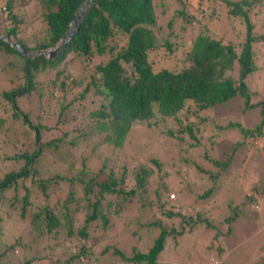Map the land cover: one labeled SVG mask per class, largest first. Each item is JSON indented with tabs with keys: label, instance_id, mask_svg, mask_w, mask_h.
I'll use <instances>...</instances> for the list:
<instances>
[{
	"label": "trees",
	"instance_id": "1",
	"mask_svg": "<svg viewBox=\"0 0 264 264\" xmlns=\"http://www.w3.org/2000/svg\"><path fill=\"white\" fill-rule=\"evenodd\" d=\"M84 1L20 0L19 3L18 0H4L1 12L6 24L4 32L10 33L30 52L48 50L60 41ZM156 1L93 0L82 15L77 32L54 58L39 54L28 60L7 41H0V75L6 73L7 81L11 83L9 89L0 91V134L16 136L19 127L24 129L23 133L28 131L20 137L19 151L5 158L0 155V164L8 165L7 171L0 174V203L9 202L10 211L19 209L21 218H27L30 211L32 219L29 223L38 227L36 234H46L50 239L56 233L61 237L56 243L66 240L71 244L69 251L52 256L54 245L49 241V246L43 245L40 253L26 257L25 251L35 243L36 237L32 236L4 248L0 252V263L7 253H16L14 248L19 245L22 257L18 264H160L158 255L168 238L176 243L179 236L199 226L214 229L215 234L229 232L218 230L202 211L189 213L182 209L177 202V191L183 189L184 182L180 181L175 189L170 187L167 180L171 178L175 182L177 172L172 175L162 172L157 159L151 160L156 170L145 163L131 165L132 168L126 164L120 166L119 176L111 162L112 158L118 161L135 125L151 128L167 124L163 130L166 135L179 141L186 137L193 139L194 142L188 145L196 148L201 143L197 135L198 124L206 121H202L200 114L236 96L243 99V114L250 111L261 118L254 126L244 124L239 118L228 121L224 128L236 129L239 139L220 159L209 157L206 149L204 157L217 170L200 169L210 180L218 179L234 162L247 158L246 154H240L242 148L252 150L255 147L253 140L264 135V100L255 97L252 101H257L251 102L254 79L250 77L259 68L254 64V46L264 41V33L254 34L249 20L248 11L254 7V0H225L246 23L245 41L241 45L225 43L222 38L199 32L180 68L160 69L154 67L155 52L162 46L172 52L170 37L175 39L177 36L172 30L173 18L166 24L168 32H161L158 19L166 12L167 4L163 1L158 12ZM23 7L30 12L25 14V9L19 10ZM175 16L190 21L182 6L175 10ZM72 62H78V73L69 72L63 77L62 73ZM49 69L53 72L50 82L38 79ZM259 71H264V67ZM80 86L77 104H74L75 99L67 100L66 95ZM54 89L58 90L59 96H54ZM36 98L42 106L40 114L46 116L48 122L40 119L34 122L28 117L29 111L22 110L21 101L31 105ZM49 98L57 100L53 103ZM86 98H89L88 102ZM85 112L90 119L83 115ZM83 125L88 126L86 131ZM218 128L222 131V126ZM45 129L51 131L46 138L41 135ZM95 134L104 135L100 144L111 143L114 147V156L101 157L97 171L92 172L83 160L76 174H68L72 164L67 156L64 158L66 174L41 172L40 162L46 151L53 152L52 149L61 150L62 147L74 150L79 142H85ZM217 134L213 132L209 136L211 148L217 143ZM28 138L31 139L29 145ZM261 147L264 149V145ZM93 151L99 152L96 146ZM16 164H20L17 169L14 168ZM161 172L165 176L160 175ZM152 177L158 186L150 192ZM62 183L69 184L66 196L61 205L53 206L49 196ZM213 192L214 186H211L201 196ZM171 194H174L173 198ZM249 203V197L245 196L234 210L240 211L241 205L247 207ZM131 208L138 212L126 213ZM255 208L260 207L256 204ZM237 216L235 212L224 218L229 229L230 222ZM123 217H129V220L133 217L140 222L135 226L146 231H134L132 235L139 233L141 238L148 233L151 237L149 247L141 250L138 244L132 248V254H127L123 248L107 243L99 254L104 256L112 250L111 254L119 257L120 262L97 257L101 241L108 239L109 230L118 226L114 221Z\"/></svg>",
	"mask_w": 264,
	"mask_h": 264
},
{
	"label": "rangeland",
	"instance_id": "2",
	"mask_svg": "<svg viewBox=\"0 0 264 264\" xmlns=\"http://www.w3.org/2000/svg\"><path fill=\"white\" fill-rule=\"evenodd\" d=\"M163 1L167 4V10L165 13L160 14V18L158 19V23L162 25L161 32H168L166 24L173 18L172 30L177 37L175 39L170 37L173 40L172 47L174 50L172 52H169L167 48L162 46L155 54L153 53V60L155 61L154 67L156 69L163 67L180 68L186 58L187 51L191 47L192 40L199 32H204L207 35L210 34L211 37L222 38L225 43L232 42L241 45L245 41L246 23L243 21V16L233 12V7L228 5L225 0H157L158 12L162 9L161 4ZM197 2L198 7L195 8ZM3 5L4 0H0V34L7 33L4 32L6 24L2 19V14L4 13H1L4 9ZM181 6L188 13L190 21H186L180 16H175V10ZM26 7L18 9H25L24 13L27 14L30 11ZM248 14L253 26V33H264V0H254V7L248 11ZM41 31L43 33L44 23ZM10 38L14 40L11 36ZM254 50L256 51L254 64L259 68H263L264 41L255 45ZM46 56H48L47 52ZM78 66V62H72L69 68H65L62 76H68L69 72L73 74L78 73ZM259 68L256 70V74L250 77L254 79L252 80L254 82L252 84L254 94L251 98L252 103L257 101H252L255 97L259 101L264 100V71L260 72ZM13 72L11 73L13 74ZM52 77L53 72L49 69L44 75H40L38 79H42V81L48 83ZM7 79L9 78L6 76V73H1L0 91L9 89L11 86V83ZM80 89L81 86L69 92L66 95L67 100L75 99L74 104H77V100L80 97ZM257 91L258 94L256 95L255 92ZM53 94L54 96H59L60 93L54 89ZM96 99L98 103L99 99ZM56 100L55 98H49V101L53 103ZM42 101L46 102V98H43ZM86 101L88 102L89 98H86ZM25 103L29 104L30 102L21 101V108L24 112L29 111L28 117L32 121L35 122V120L40 119L43 122H48L46 116H41L40 114L42 106L38 98L35 99L34 104L25 105ZM242 108L243 99L236 96L227 102L212 106L207 109L208 112L206 113H201L202 121L203 119H206V121L199 122L198 124L200 130L197 132V135L201 143L196 148H190L188 145V143L194 142L193 139L186 137V140L179 141L176 138L166 135V132L163 130L168 127L167 124H160L151 128L145 125H135L128 134L120 157L117 158L118 161L112 158L111 165L117 176L120 175V166L126 164L127 166H136L137 164L145 163L156 170V166L151 160L157 159L162 165V172L169 173V175L177 172L175 182L171 178L167 180L170 187L175 189L180 181L184 182L183 189L177 191V202L183 206L182 209L189 213L202 211L210 217L218 230L223 232L229 231L228 233L215 234L214 229L199 226L193 231L179 236L176 243L173 239L168 238L164 248L158 255L160 264H264V149L261 147L264 145V135L253 140L255 145L252 149L253 151L248 148H242L240 154L243 156L246 154L245 156L247 158L234 162L218 179L210 180L207 173H204L200 169L217 170V167L204 157V151L206 149L209 157L220 159L225 155L224 151L233 147L235 141L239 139L240 134L236 129L224 128L227 126L228 121L239 118L244 124L254 126L260 120V116L250 111L247 113L244 112L245 114H243L241 112ZM259 109L260 107H258L257 111ZM83 115L90 119L88 112H85ZM219 126H222V131L219 130ZM82 127H86L84 128L86 131L88 126L83 125ZM23 131L24 129L19 127L16 128V134H18L16 136L12 134L11 136L3 137L0 134V155L3 158L6 155H12L14 152L20 150V137L22 134L28 133V131L25 133ZM213 132L218 133L216 136L217 143L216 145L213 143V148H211L212 144L210 145L209 136ZM50 134L51 131L45 129L41 135L46 138ZM89 137V140L79 142L78 147L74 150L72 148L62 147L61 150L52 149L53 152L46 151L40 162L42 165L41 172H60L66 174L67 171L65 169L67 163L64 158L67 159V156L70 161L69 163L72 164L70 167L72 169H70L68 174H76L77 168L82 167L81 162L83 160L86 167L92 172L97 171L101 164V157L114 156V147L111 143H99L104 137L103 134H95ZM30 140L28 138V145ZM95 146L99 150V155L96 153L97 151H93ZM257 147H259V150L256 149ZM256 150L258 152H254ZM51 155L54 156V159H52ZM7 166L0 164V174L7 171ZM19 166L20 164H16L14 168L17 169ZM162 172L160 175L164 174L165 176V173ZM162 179L164 180V177ZM150 183L148 190L151 192L158 185L154 177L151 178ZM211 186H214V192L208 196H201ZM56 188V192L49 196V201L53 206L61 205V200L66 196L69 184H58ZM172 192L175 193L174 190ZM245 196L249 197L251 203L247 207L246 204L241 205L242 209L235 211L234 206L240 204L241 199ZM256 204L259 205V209L255 208ZM8 208L9 202L5 201L0 203V252L9 245L15 244L18 241H26V239L32 236L36 237L35 243L31 249L25 251L26 257H30L41 251L43 245L49 246V241H51L52 246L54 245L52 256H57L70 250V241L62 240V242L56 243V241L61 240V237L56 233L52 234L50 239L46 234H36L37 231L35 230L38 227L35 228V224L32 226L29 223L32 219L30 217V211L28 212L29 216L27 218H21L19 209L10 211ZM128 212L136 214L138 211L131 208L126 213ZM235 212L238 216L230 222L229 229L224 218L233 213L235 214ZM136 223L140 224L133 217L130 220L129 217L115 220L114 224L118 226L115 230H109L110 235L108 239L101 241V246L97 249V257H102L106 261L112 260L120 262L119 257L111 254L112 250L104 256L99 254L107 243L123 248V251H127H124L127 254H132V248L138 246V244L141 250H146L150 245L151 237L146 233L139 238V233L145 232L146 230L140 228V226H135ZM134 231H139L138 236L136 234L132 235ZM150 233L154 234V231ZM14 249L16 253H7L2 257L3 261L0 264H18L22 257L21 246L18 245ZM18 250L19 252H17Z\"/></svg>",
	"mask_w": 264,
	"mask_h": 264
},
{
	"label": "water",
	"instance_id": "3",
	"mask_svg": "<svg viewBox=\"0 0 264 264\" xmlns=\"http://www.w3.org/2000/svg\"><path fill=\"white\" fill-rule=\"evenodd\" d=\"M93 0H85L76 10L74 14V18L69 26V28L66 30L60 41L54 46L51 47L48 51L43 49H38L35 52H30L28 49H26L24 46H22L19 42L12 40L10 38L9 33L0 34V41L5 40L7 41L21 56L26 57L28 60L34 58L38 54H45L48 53L49 58H54L57 56V54L61 51V49L68 44L73 34L77 32V29L80 26V20L90 3H92ZM46 51V52H45Z\"/></svg>",
	"mask_w": 264,
	"mask_h": 264
},
{
	"label": "built area",
	"instance_id": "4",
	"mask_svg": "<svg viewBox=\"0 0 264 264\" xmlns=\"http://www.w3.org/2000/svg\"><path fill=\"white\" fill-rule=\"evenodd\" d=\"M171 197L173 198L174 197V194H171Z\"/></svg>",
	"mask_w": 264,
	"mask_h": 264
}]
</instances>
